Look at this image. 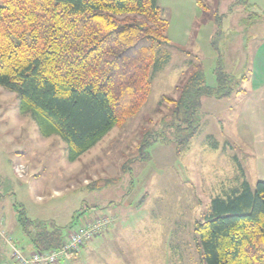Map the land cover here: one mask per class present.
Masks as SVG:
<instances>
[{
	"label": "rangeland",
	"instance_id": "obj_1",
	"mask_svg": "<svg viewBox=\"0 0 264 264\" xmlns=\"http://www.w3.org/2000/svg\"><path fill=\"white\" fill-rule=\"evenodd\" d=\"M200 1L203 7L197 0H158L168 23V64L154 75L142 107L120 117L119 125L76 161H67L60 138L40 136L30 116L19 113L18 101L0 112V225L7 231L6 239L0 236V247L7 244L0 249V264L10 261L12 247L28 244L14 206L30 220L57 226L64 238L103 223L93 242L57 264H204L194 228L206 218L212 198L237 185V168L251 189L264 180L248 166L247 147L233 146L218 122L225 121L234 99L220 115L201 105L194 114L198 130L177 154L176 142L186 131L175 132L171 105L162 97L176 99L175 86L190 65L201 67L209 86L218 59L226 75H247L254 25L258 17L264 23V0ZM8 111L26 118L25 127H7ZM109 205L122 210L114 226ZM106 229L111 231L96 238Z\"/></svg>",
	"mask_w": 264,
	"mask_h": 264
},
{
	"label": "trees",
	"instance_id": "obj_2",
	"mask_svg": "<svg viewBox=\"0 0 264 264\" xmlns=\"http://www.w3.org/2000/svg\"><path fill=\"white\" fill-rule=\"evenodd\" d=\"M167 28L158 0H0V84L18 90L19 113L40 136L60 138L74 162L146 102L154 75L170 60ZM213 73L209 86L201 67L190 65L176 99L162 97L175 132L186 131L177 154L198 130L202 99L237 94L244 79L226 75L219 59ZM13 210L34 251L62 247L60 228ZM205 217L194 228L204 264H264V181L254 189L242 181L212 198Z\"/></svg>",
	"mask_w": 264,
	"mask_h": 264
},
{
	"label": "crops",
	"instance_id": "obj_3",
	"mask_svg": "<svg viewBox=\"0 0 264 264\" xmlns=\"http://www.w3.org/2000/svg\"><path fill=\"white\" fill-rule=\"evenodd\" d=\"M262 21L263 20H260L258 17L256 22L260 23L254 25L252 38L253 47H251L249 51L250 55H248L247 63L248 73L242 76L244 79L241 82L240 89L238 88V90L242 92H238L235 96L223 98L225 100L203 98L201 105L202 109L204 107L206 108V105H209L211 114L220 115L223 108H225L224 105L227 104L226 101L234 99L236 104L233 102L232 106L226 109L228 115L225 121L218 120V122L220 125L224 124V135L233 146L236 145L237 147H241L245 145L247 147L248 166L250 169L255 168V172L259 174L257 175L258 178L264 180V23H262ZM221 148L224 149V147ZM239 171L240 168H237V185L225 187L222 193H227L239 185L241 182ZM93 209H95V207H93ZM113 209L116 210L115 214L111 212ZM107 210L110 211L109 216L113 218L112 222L114 226L116 219L122 216L117 212L118 210L122 211L121 207L118 206L114 208L112 205H109ZM108 231H111V229H106L105 232L100 233L96 238L101 237L104 233L107 234ZM5 232L7 231L3 229V224L0 225V236H4V239L7 237L5 236ZM93 241L94 240H92V242ZM6 245L7 244H4L0 247L1 251L4 249L7 250ZM18 250L25 255L34 252L29 244H26L25 247ZM1 255L2 254H0V256ZM8 259L6 261L7 263L4 262L3 264L15 263L11 255L10 261H8Z\"/></svg>",
	"mask_w": 264,
	"mask_h": 264
},
{
	"label": "built area",
	"instance_id": "obj_4",
	"mask_svg": "<svg viewBox=\"0 0 264 264\" xmlns=\"http://www.w3.org/2000/svg\"><path fill=\"white\" fill-rule=\"evenodd\" d=\"M102 226V222L96 221L90 227L70 232L62 247L54 251H34L33 253L25 255L17 248L12 247L11 257L17 264H57L68 254L77 253L85 243L91 241L93 236L97 235V232Z\"/></svg>",
	"mask_w": 264,
	"mask_h": 264
},
{
	"label": "clouds",
	"instance_id": "obj_5",
	"mask_svg": "<svg viewBox=\"0 0 264 264\" xmlns=\"http://www.w3.org/2000/svg\"><path fill=\"white\" fill-rule=\"evenodd\" d=\"M18 96L17 89L0 84V112L16 103ZM4 119L8 121L7 127L15 128L17 131H20L27 124L26 118H19L13 111L5 112Z\"/></svg>",
	"mask_w": 264,
	"mask_h": 264
}]
</instances>
